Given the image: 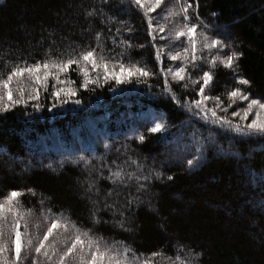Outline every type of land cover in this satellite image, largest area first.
Listing matches in <instances>:
<instances>
[{
  "label": "trees",
  "instance_id": "obj_1",
  "mask_svg": "<svg viewBox=\"0 0 264 264\" xmlns=\"http://www.w3.org/2000/svg\"><path fill=\"white\" fill-rule=\"evenodd\" d=\"M168 2L176 4V0ZM192 2V22L210 39L223 40L243 53L236 73L249 79L251 86L241 87L253 97L264 98V0H198V8L196 0ZM146 8L131 0H0V78H6L24 60L31 64L48 57L66 59L67 54L90 50L97 45V32L102 34L106 57L114 59L121 51L119 41L130 40L133 47L123 58L125 65L129 60L139 61L153 73L118 83L105 80L103 68L88 64L89 76L100 79L83 88V74L73 65L59 75V81L49 77L35 84L37 99H28L32 93H25V104L9 106L0 101L5 109L0 110V198L13 189L35 190L34 195L26 193L20 198V211L31 209V215L25 217L28 228L21 227V264H30L33 258L37 264H56L66 247L64 241L70 233L56 230L45 241V249L34 251L51 219L45 220L48 208L81 229L126 243L141 256L154 251L166 254L151 258L153 264H170L168 257L176 252L186 256L180 245L203 253L197 264H264V136L221 127L212 122L210 113L209 118L196 114L191 102L201 97L193 80L202 73L188 65L192 79L181 82L168 71L187 64L184 57L174 61L168 55L179 47L171 36L179 21L148 13L165 29L150 34ZM93 10L95 15L89 16ZM129 27L131 33L124 30ZM118 28L122 29L119 35ZM111 37H116L117 44ZM157 50L161 51L159 58ZM214 54L215 50L197 53L209 59ZM199 67L208 70L203 63ZM115 71H120L118 66ZM236 73L218 64L211 90L206 89L205 94L223 101L216 108L217 116L244 126L231 113L244 108L245 102L223 110L230 103L226 94L239 86ZM68 87L75 89L71 98L55 95L57 89ZM62 99L67 103H61ZM205 104L211 109L216 102L207 100ZM128 110L135 115L133 120L124 118ZM101 117L106 121L102 132L99 124L87 120ZM157 120L166 122V130L148 131ZM98 130L102 134L107 130L106 143L96 145L92 135ZM140 135L145 136L144 141L139 140ZM47 136L49 140L44 139ZM209 136L215 143L207 147L198 164L189 167L186 161L196 154L195 142ZM117 166L123 168L125 182L114 185L106 177ZM157 173L161 175L157 177ZM144 176L148 179H137ZM93 180L99 193L88 191ZM108 190H114L107 203L118 209L115 215L113 208H104ZM94 201L98 203L94 205ZM94 208L99 209L100 223L93 222ZM121 212L127 230L114 223L122 218ZM11 220L9 215L8 222ZM12 238L6 227L4 240L10 249ZM45 250L48 257L43 255ZM26 252L30 255L25 256ZM3 255L11 261V252Z\"/></svg>",
  "mask_w": 264,
  "mask_h": 264
},
{
  "label": "snow or ice",
  "instance_id": "obj_2",
  "mask_svg": "<svg viewBox=\"0 0 264 264\" xmlns=\"http://www.w3.org/2000/svg\"><path fill=\"white\" fill-rule=\"evenodd\" d=\"M139 8H146L145 16L147 18L149 33H154L156 31L163 32L165 31L163 25L155 24L152 17L148 16V13L156 12L163 3V0H131ZM176 4L179 6L180 11L176 12L172 9L167 11V14L161 17L164 20H168L172 16L182 17L180 22L175 27L174 31L171 33L172 38L175 40H180V38H186L187 46H184V41H180L181 51H176L175 54L171 52L168 53L171 60H180L184 57L187 60V64H182L173 71V69H168L172 73L173 79H178V81H185V79H192L191 72L188 70V65H191L193 70H199L202 74L199 76V79L193 80V83L199 85L198 95L201 99H196L191 102L194 105L195 110H198L196 114L203 113L204 118H209V113L213 123L219 124L221 127H226L229 129H234L237 132L245 133L248 135H262L264 136V98L253 97L250 91H247L244 87L241 86H251V81L245 78L243 75L236 73L238 69V61L243 55L242 52L236 51L229 48V45L225 44L223 40L220 39H210L207 35V32H199L198 29L200 25L192 22V17L189 16V10L194 9V4L192 0H184L181 3V0H176ZM198 0H196L195 7L198 8ZM89 16L95 15V10L88 13ZM215 15V14H213ZM113 19V18H109ZM125 31L131 33L132 29L126 28ZM122 29H117V34L121 33ZM155 39V36L152 37ZM97 45L90 50H85L80 52L78 55L67 54L66 59H54L48 57L43 60V62L37 61L35 63L29 64L26 60L21 61L16 64L12 70L7 74L6 78H0V89H3L6 92L7 99L9 101V106H14L16 104H25L27 100L24 99L25 89L17 88L19 93V98L14 99V92L12 88V81L14 78H21L27 74L30 81H34L37 85L47 81L49 77H55L59 81V73L67 72L73 65L79 66V71L83 74V83L81 87L88 88L89 84H96L99 82L100 77L97 76L95 79H92L89 76L88 64H91L93 69H104V79L109 78L114 79L118 83H124L126 79L133 76L148 77L153 73L149 72L146 66H140V62L137 61L132 63L129 60V65L126 66L123 58L129 56V50L133 47V44L130 40L121 39L118 43V46L121 48V51L116 54L113 59L111 55L105 56L104 50L102 48V34L100 32L96 33L95 37ZM113 44H117L116 37H111ZM138 47H144V45H138ZM100 49L97 52V49ZM221 49H228V54H221ZM207 50L209 53H212L215 50V54L211 58H207L203 55H197L198 52ZM110 52L112 50H109ZM156 57L161 56V51L157 50L155 53ZM203 63L207 66L208 70H203L199 65ZM222 65L228 69H232L236 73L237 87L233 88L226 95L229 98L230 103L223 109L227 112L228 108L233 104H236L238 101L245 102L246 106L237 111H232L231 115L233 117H240L241 120H249L250 114L253 118L250 122L246 123L244 126H241L238 122H233L227 117L217 116L216 108L220 107V104L223 103L219 96L211 97L205 94V90H211V85L214 80V70L217 65ZM111 66V71H110ZM119 67V72L115 71L116 67ZM43 69V74L41 70ZM53 69L55 71H53ZM64 83V81H60ZM187 87V84L183 85ZM170 90V89H169ZM61 93L65 97L71 98L75 95V89H57L55 95L60 97ZM39 96V89L33 88L32 94L28 96V99H37ZM4 99V96L0 95V101ZM207 100H214L216 102L215 107L209 109L205 104ZM61 103H67L66 99H62ZM80 101L77 100L76 103ZM179 103V100L177 101ZM39 107V105H36ZM55 107V105H53ZM0 110L3 109L0 106ZM167 128L166 122L162 120H157L154 122V126L148 129L152 133L165 131ZM145 136L140 135L139 140L144 141ZM215 143V139L212 136H209L206 140L196 141L195 142V155L193 159L186 161L189 167L195 166L203 158L204 151L211 144ZM105 147H108L105 145ZM107 167V165H105ZM102 175V173H101ZM130 175V174H129ZM157 177L161 174L157 173ZM147 180L148 177H137V179ZM114 185H118L125 182V172L122 167L117 166L115 171H109L108 177ZM169 180L172 177H168ZM141 188L144 185H140ZM99 193V188L96 187L95 180L89 183L88 191ZM139 191V189H137ZM114 190H108L106 196L104 197L105 204L104 208H113L114 215L118 209H115L114 204L110 205L107 203V199L112 196ZM26 193L35 194L34 189H25L17 190L13 189L8 191L2 198H0V260H3V264H21L22 251L24 250V232L21 231V227L24 229L28 228V221L25 219L26 216L31 215V209H27L24 212L20 211L21 197ZM44 201H41L43 204ZM94 205L98 203L97 201L93 202ZM98 208H94L93 211V222L100 223V218L96 215ZM47 215L45 220L48 221L51 217L50 222L47 224V230L43 233L42 238L38 236V246L34 248L36 253H40L42 249L46 248L45 241L49 240L56 230H62L65 233H70L68 238L65 239L64 243L66 245L65 249L59 254L56 264H69V261H73L74 264H153L151 258L166 255L160 251H154L148 256H141L134 249L128 246L124 242L109 240L101 234L93 233L91 229H81L75 222L71 221L69 218L64 217L63 214H56L52 212L51 208L45 209ZM11 215L12 220L8 222V216ZM121 219L114 221L115 225L122 230H127L125 228L126 221L123 218V213H120ZM23 225H21V221ZM8 227L11 234L12 248L10 249L8 243L4 240L5 228ZM38 227V225H37ZM27 245L32 246V240H27ZM180 249L187 251V255H182L181 252H176L174 256L168 257L170 264H197V258L203 255L202 252H196L193 249L186 248L184 245H180ZM6 252L12 253L11 261L4 256ZM55 254V252H54ZM30 255V253H25V256ZM43 255L46 257L49 256L48 251H44ZM51 259V257H49ZM30 264H37L33 258L30 261Z\"/></svg>",
  "mask_w": 264,
  "mask_h": 264
},
{
  "label": "rangeland",
  "instance_id": "obj_3",
  "mask_svg": "<svg viewBox=\"0 0 264 264\" xmlns=\"http://www.w3.org/2000/svg\"><path fill=\"white\" fill-rule=\"evenodd\" d=\"M169 9H172V10H174V11H176V12H179L180 11V9H179V6L177 5V4H175L174 3V6H172V3H169L168 2V0H163V3H162V5H161V7L159 8V9H157V11L156 12H154V14L156 15V16H160V18L161 17H163V16H165L167 13H164L165 11H168ZM159 11V12H158ZM170 19H172V21H179L180 22V20L182 19V17H178V16H172V17H170ZM198 31L199 32H203V31H201L200 29H198ZM180 41H184V46H187V42H186V38H180V40H179V43H178V45H179V47H175V50L176 51H181V45H180ZM230 48V47H229ZM204 51H206V50H204ZM204 51H202V52H204ZM221 51H226L225 53L226 54H228V49H221ZM202 52H200V53H202ZM53 71H55V70H53ZM63 72H60L59 73V75H61ZM41 74H43V69L41 70ZM33 82V83H32ZM36 83H34V81H30L29 79H28V76L27 75H24L23 77H21V78H14L13 79V81H12V88H13V92H14V98H19V93L17 92V88H24L25 89V93H32V90H33V88H35V87H33L34 85H35ZM68 88H70V87H68ZM0 95H2V96H4V99L2 100V101H7V102H9L8 101V99H7V95H6V92L3 90V89H0ZM244 103V102H243ZM237 104H240V102L238 101L237 102ZM237 106V105H236ZM95 114V113H94ZM135 115H132V113L130 112V110H128L127 112H126V114L124 115V118L126 119L127 118V120L129 119H131V120H133V117H134ZM204 117V116H203ZM104 118L105 117H101V118H99V119H97V118H94V119H92V120H89V119H87L88 121H90V123H93V124H99L100 125V128H99V130L101 131V130H103V124L104 123H106V121L104 120ZM201 118V117H200ZM253 118V116L250 114V116H249V120H247V121H245V120H243V122L246 124V123H248V122H250V120ZM102 120H104V122L102 121ZM92 121V122H91ZM205 122L207 123L208 121L207 120H205ZM99 130L98 131H95V133L96 134H94L93 133V138H94V140L96 141L95 143H96V145H97V143H98V145L99 144H101L102 142L103 143H106L107 142V139H108V134H107V130H106V132L104 131L103 132V134L102 133H100L99 132ZM102 132V131H101ZM109 136H110V134H109ZM112 137H114V135L112 136ZM43 138V137H42ZM44 139L45 140H49L48 139V136L47 137H44ZM43 139V140H44ZM75 140H76V138H75ZM92 150V149H91ZM93 151V150H92ZM30 154H34L33 153V151L31 150L30 151ZM36 155V154H35ZM61 157L63 156V157H66V155L65 154H62V155H60ZM81 156H82V154H81ZM39 163H40V161H38Z\"/></svg>",
  "mask_w": 264,
  "mask_h": 264
}]
</instances>
